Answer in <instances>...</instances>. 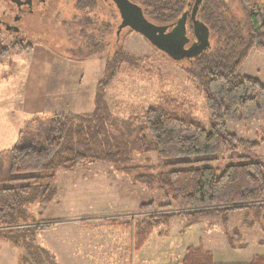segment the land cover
<instances>
[{"label": "trees", "instance_id": "trees-1", "mask_svg": "<svg viewBox=\"0 0 264 264\" xmlns=\"http://www.w3.org/2000/svg\"><path fill=\"white\" fill-rule=\"evenodd\" d=\"M137 1L156 24L173 21L187 7H196L195 18L216 38L215 45L209 42L197 56L180 59L189 62L182 70L203 94L209 128L184 103L164 95L144 111L141 127L114 133L105 119V89L119 63L134 69L143 60L118 48L104 66L106 78L97 84L91 113L35 115L24 122L13 147L0 151V238L22 248L26 253L22 259L30 264H55V260L39 246L32 248L35 233L46 226L25 222L26 207L50 198V182L57 170L70 171L87 161L113 164L166 199L158 207L153 202L138 206L147 221L127 224L133 231V253L143 248L156 226L167 225L176 215L264 210V163H229L222 170L213 166L223 148L264 146V138H239L228 125L264 117V82L238 73L253 50L264 49V0H237L244 22L232 15L224 0ZM189 29L200 39L205 32L200 28L194 33L192 20ZM31 51V44L23 40L6 46L0 42V59ZM133 150L156 154L161 167L135 164ZM178 164L192 166L173 167ZM181 264H213V256L202 245L190 247ZM250 264H264V255L255 256Z\"/></svg>", "mask_w": 264, "mask_h": 264}, {"label": "rangeland", "instance_id": "rangeland-1", "mask_svg": "<svg viewBox=\"0 0 264 264\" xmlns=\"http://www.w3.org/2000/svg\"><path fill=\"white\" fill-rule=\"evenodd\" d=\"M224 3L232 15L244 22L237 0H224ZM40 12L20 24V38L1 31L2 45L23 40V44H31L32 51L13 53L0 59V84L4 83L3 77L7 73L14 76L11 86L20 84L21 60L34 51H51L78 62L79 65L64 64L55 59L64 68L73 66L72 71L77 66V72L83 73V83L88 88L95 86L96 91L98 82L106 78L105 64L118 48H122L143 60L134 69L119 63L115 78L105 89V119L114 133L141 127L144 111L164 95L184 103L185 108L209 128V112L203 94L182 70L189 62L168 59L128 27L116 35L120 18L114 5L98 2L91 12L85 13L76 7L74 0H54ZM215 41L216 38L210 35L211 46ZM238 73L258 77L264 82V49L253 50ZM63 109L67 108H23V114L18 117L23 120L35 115L64 113ZM80 109L77 113H91L94 103ZM228 125L239 138H264V117ZM131 157L135 164L161 167V161L154 153L142 154L133 150ZM216 157L218 162L213 166L219 170L229 163H264V146L234 151L223 148ZM191 166L178 164L173 167ZM50 187L49 199L26 207L28 218L25 222L30 226H46L35 233L32 248L39 246L48 251L55 264H181L187 249L199 245L211 252L213 264H250L255 256L264 255V210L176 215L167 225L156 226L143 248L133 253V231L127 224L147 221L146 214L138 211L140 204L153 202L155 207L165 204L166 199L157 190L146 188L132 174L118 170L113 164L92 161L70 171L57 170ZM24 255L22 248L0 238V264H30L22 259Z\"/></svg>", "mask_w": 264, "mask_h": 264}, {"label": "crops", "instance_id": "crops-1", "mask_svg": "<svg viewBox=\"0 0 264 264\" xmlns=\"http://www.w3.org/2000/svg\"><path fill=\"white\" fill-rule=\"evenodd\" d=\"M66 58L61 57V54L54 55L51 51H34L21 60L20 84L11 86L14 78L12 73L3 77L4 83L0 84V151L13 147L24 122L29 119L18 117L23 114V108L63 107L67 108L63 109L64 113H77L80 108L92 106L95 86L88 88L83 83V73L77 72V66L72 71L73 66L64 68L55 60L79 65ZM64 70L66 73H63ZM64 76L66 78H61Z\"/></svg>", "mask_w": 264, "mask_h": 264}, {"label": "flooded vegetation", "instance_id": "flooded-vegetation-1", "mask_svg": "<svg viewBox=\"0 0 264 264\" xmlns=\"http://www.w3.org/2000/svg\"><path fill=\"white\" fill-rule=\"evenodd\" d=\"M54 0H0V29L1 31H5L7 33H13L16 36L20 33V24L24 23L25 21H30V18H33L34 16H37L41 14L40 11H43L44 8L48 4H50ZM76 3V7L80 8V10H84L85 13H88L89 11L91 12L94 7L97 5L98 2H102L106 5L112 4L114 5L115 9L118 12L119 18H120V23L117 26L116 30V35H119L120 31L122 28L128 27V26H123V20L119 14V11L116 7V4L113 2V0H74ZM130 3L137 5L140 8L141 11V16L145 19V21L153 23L155 25L159 26H168L161 35H164L168 32L171 31V29L178 24L179 18L182 16L183 13H187L186 16V22H185V32H181L179 34L180 40L177 43H183L182 46L176 45L175 48L179 47L183 51H186L189 49V47L192 44L194 45V48L197 47V41L198 38L194 37L190 33V20H191V15H192V9L187 7L184 9L181 14L173 21L167 22L165 24H156L153 21H151L146 15L145 12L142 8V6L139 4L137 0H128ZM200 1V0H199ZM50 2V3H49ZM197 9V8H196ZM40 12V13H39ZM196 15V14H195ZM90 20L89 18H85V20ZM130 28V27H128ZM131 29V28H130ZM133 30V29H131ZM135 33H138L140 36L148 40V35L144 36L142 32H138L133 30ZM191 34V35H190ZM191 36V37H190ZM19 37V36H18ZM173 36L164 38L162 36L160 37H153L152 40H154L155 43H157V46H159L158 50L164 54H168L170 52L171 48H174L173 46ZM194 37V38H193ZM20 38V37H19ZM179 56V55H175Z\"/></svg>", "mask_w": 264, "mask_h": 264}, {"label": "water", "instance_id": "water-1", "mask_svg": "<svg viewBox=\"0 0 264 264\" xmlns=\"http://www.w3.org/2000/svg\"><path fill=\"white\" fill-rule=\"evenodd\" d=\"M113 2L116 4L119 14L123 20L122 25L128 26L135 31L142 32L144 36L148 35L147 37L148 41L155 47L159 48V46H157V43H155L154 40H152L153 37L162 36L164 38H167L174 35L172 40L174 48L170 49L171 54L170 53L167 54L174 60H180L182 57H186L187 59L191 57H195L209 46V41H208L209 32L207 28L203 25V23H201L199 20L195 18V14L197 11L196 7L192 9V15H191L193 32L196 33L200 28H203L205 32L201 39L198 38L199 43L197 44V49L194 48V45L196 44H192L188 50L183 51L181 49L179 51L177 50V48L178 49L180 48L179 47L175 48V46L176 45L182 46L183 43L176 44L175 42L177 41L179 42L180 40L179 34L181 32H185V22L187 16L186 12L182 14V16L177 21L178 24H176L171 29L170 32L161 35L168 26H159L145 21V19L141 16L140 8L137 5L130 3L128 0H113ZM175 55H179V56H175Z\"/></svg>", "mask_w": 264, "mask_h": 264}]
</instances>
